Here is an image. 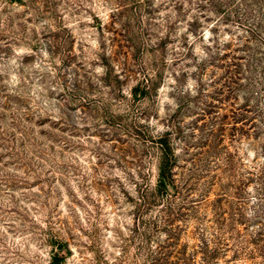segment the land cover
Wrapping results in <instances>:
<instances>
[{
  "label": "rangeland",
  "instance_id": "rangeland-1",
  "mask_svg": "<svg viewBox=\"0 0 264 264\" xmlns=\"http://www.w3.org/2000/svg\"><path fill=\"white\" fill-rule=\"evenodd\" d=\"M54 255L264 264V0H0V264Z\"/></svg>",
  "mask_w": 264,
  "mask_h": 264
},
{
  "label": "trees",
  "instance_id": "trees-1",
  "mask_svg": "<svg viewBox=\"0 0 264 264\" xmlns=\"http://www.w3.org/2000/svg\"><path fill=\"white\" fill-rule=\"evenodd\" d=\"M194 24L192 23L190 26L192 27ZM252 34L247 36L251 38ZM160 73L157 71L154 78H144L143 81L138 83L133 88V94L139 92L140 95L144 96L148 94L150 91L154 90L159 83ZM171 132L165 130L163 133L158 134L156 137H152V144L156 147V158H157V179L155 188L153 190V196L164 193L168 190L170 185H174L175 183V167L178 160L177 155L175 154V150L173 147V143L170 138ZM151 194V193H150ZM150 194L144 193L142 197H144V202H151L149 199L151 197ZM146 198V199H145ZM217 241V240H215ZM205 247L207 248V243L204 242ZM59 256H53V262L56 264ZM56 261V262H55Z\"/></svg>",
  "mask_w": 264,
  "mask_h": 264
}]
</instances>
